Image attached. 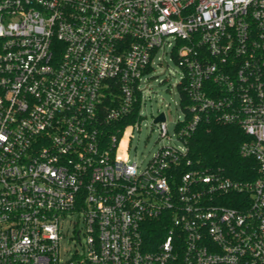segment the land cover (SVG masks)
I'll list each match as a JSON object with an SVG mask.
<instances>
[{"label": "built area", "instance_id": "obj_1", "mask_svg": "<svg viewBox=\"0 0 264 264\" xmlns=\"http://www.w3.org/2000/svg\"><path fill=\"white\" fill-rule=\"evenodd\" d=\"M159 52L182 118L153 122L178 144L139 166L123 136ZM209 122L241 128L253 179L192 163ZM0 264H264V0H0Z\"/></svg>", "mask_w": 264, "mask_h": 264}, {"label": "rangeland", "instance_id": "obj_2", "mask_svg": "<svg viewBox=\"0 0 264 264\" xmlns=\"http://www.w3.org/2000/svg\"><path fill=\"white\" fill-rule=\"evenodd\" d=\"M158 55H161L164 62L160 63L156 59L153 62V69L149 72V79L144 85L146 91L140 118L127 135L123 136L129 160L137 162L139 166L145 165L160 147L169 142L178 144L174 139L169 140L168 137L162 138L159 135L158 125L153 122V118L158 112L164 111L168 136L174 138V124L182 118L177 88L182 70L167 52L164 54L159 52ZM81 226L82 222L77 213L68 214L60 221L62 261L67 260L75 251L81 250L76 237V231ZM82 240L84 241L83 237Z\"/></svg>", "mask_w": 264, "mask_h": 264}, {"label": "trees", "instance_id": "obj_3", "mask_svg": "<svg viewBox=\"0 0 264 264\" xmlns=\"http://www.w3.org/2000/svg\"><path fill=\"white\" fill-rule=\"evenodd\" d=\"M245 138L244 132L237 125L203 123L188 140V155L194 165L220 169L232 179H253L256 175L255 160L239 153V145ZM161 220L147 223L149 226L144 233L145 243H150L147 249L153 248L152 245L164 236Z\"/></svg>", "mask_w": 264, "mask_h": 264}, {"label": "water", "instance_id": "obj_4", "mask_svg": "<svg viewBox=\"0 0 264 264\" xmlns=\"http://www.w3.org/2000/svg\"><path fill=\"white\" fill-rule=\"evenodd\" d=\"M164 120V114L161 112L159 113L155 118H154V122L157 121H163Z\"/></svg>", "mask_w": 264, "mask_h": 264}]
</instances>
